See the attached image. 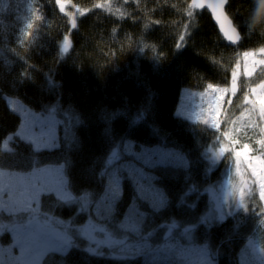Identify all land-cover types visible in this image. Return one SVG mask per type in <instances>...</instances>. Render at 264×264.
<instances>
[{"label": "trees", "instance_id": "obj_1", "mask_svg": "<svg viewBox=\"0 0 264 264\" xmlns=\"http://www.w3.org/2000/svg\"><path fill=\"white\" fill-rule=\"evenodd\" d=\"M191 1L0 0V171L28 174L63 166L72 200L62 202L44 193L39 213L69 223L67 231L75 233L103 199L108 174L119 165L138 163L167 197L158 212L137 201L146 214L142 232L153 230L149 240L158 250L101 255L75 237L79 246L72 242L63 252H49L40 264H162L156 253L163 231L173 223L176 232L185 230L195 244L206 246L218 264H240L246 239L264 233L263 205L257 196L250 200L258 208L250 206L248 211L242 205L222 221L209 218L210 188L215 193L218 184L239 187L241 179L234 175L230 151L217 166L209 161L210 153L225 143L237 150L246 144L250 156L257 157L264 151L256 143L264 136V119L244 116L238 103L226 108L225 121L214 131L176 117L182 90L229 88L236 83L244 54L264 52V0H229L226 14L241 37L237 47L227 45L208 12L196 11ZM65 42L70 46L63 53ZM241 82L243 93L250 96L253 87L264 82V67ZM7 97L41 115L55 112L60 120L58 147L35 150L16 137L21 119ZM226 133L239 143L231 144ZM9 136L14 137L5 150ZM125 146L130 151L125 152ZM154 148L173 155L155 166L138 160L141 151ZM113 151L120 160L109 166ZM120 175L124 194L105 223L109 228L136 198L127 172ZM253 190L256 194V185ZM82 202L89 203L88 213Z\"/></svg>", "mask_w": 264, "mask_h": 264}, {"label": "rangeland", "instance_id": "obj_2", "mask_svg": "<svg viewBox=\"0 0 264 264\" xmlns=\"http://www.w3.org/2000/svg\"><path fill=\"white\" fill-rule=\"evenodd\" d=\"M64 10L62 13H64ZM263 57V51L244 54L243 65L235 77L236 83L229 88L210 86L203 92L182 90L176 117L190 123L200 124L214 131L218 130L225 121L226 108L232 103H238L243 106L242 114L244 116L252 113L255 116L258 114L260 118L264 119L260 111L255 109L253 104L250 103V100L255 98L252 91L250 96L245 95L241 88V81L244 78H249L260 67H264ZM233 88H235L234 91ZM6 101L11 110L17 113L21 119L20 127L15 134L16 137L31 143L35 150H52L58 147L60 120L55 112L41 115L28 109L17 99L7 97ZM214 116L218 119L215 124L213 122ZM255 126L259 127L257 123ZM49 134H51V138ZM13 137L9 136L3 144L5 150L9 149L8 143ZM141 153L144 157L152 159L147 164L149 166L160 165L164 162L160 161L159 154L162 152L159 149L154 148L150 151H141ZM224 154L214 158V153L211 152L209 161L214 166H217ZM254 159L249 156L246 162L241 163L240 171L242 175H237V163L234 160L233 167L236 169L234 175L241 178L239 187H235V183L233 187L224 184L220 187L218 184L215 193L210 188L211 198L213 195L210 220L222 221L225 214H234L242 205L248 211L251 209L250 206L253 207L252 209L258 208L250 200L252 196L260 198L264 212V198L260 194L264 191L261 188V185L264 184V171L257 175L251 170L249 165L254 163ZM138 160L144 164L142 158ZM137 166L138 163L131 165V167ZM250 185H256V194H252L254 186ZM223 186L224 189H222ZM239 192H242L243 195L239 196ZM44 193L53 194L60 201H62L60 197L64 194L72 196L67 189L63 166H47L28 174L0 171V264H40L42 258L49 252H63L73 245L72 242H76V245L79 246L74 239L75 237L82 241V244L85 243L84 248L88 250L89 248H94L96 252L109 256L124 257L144 250V248L135 251L130 249L127 252H122L119 249L107 248V246L101 247L95 241L89 240L82 235V228L78 229L77 233L67 231V229L72 227L69 223L54 221L39 213L40 196ZM143 202L142 206L154 212L163 210L165 206H162L159 210H154L149 206L148 202ZM115 203L111 213L114 212ZM81 204L82 209H86V213H88L89 203L82 202ZM98 210L108 214L106 209L101 206V202H99L91 207V217L85 225L91 221L93 224L108 227L103 217L98 215ZM127 212L128 210L124 215ZM143 221L144 219L141 220V225ZM118 223H114L109 228L117 238L122 235L121 231L116 227ZM175 229L177 228L163 231L162 245L160 251L156 253L157 260H160L162 264H218L210 255L206 246L194 243L192 234L187 233L185 230L176 232ZM152 231L149 229L145 230V234L142 233L147 236L149 245L147 248H154L156 251L158 249L154 247L155 242L149 240V233ZM261 232L249 236L244 242L239 252L240 264H264V233L260 234ZM99 238L97 237V239ZM131 243H136V239H133Z\"/></svg>", "mask_w": 264, "mask_h": 264}, {"label": "snow or ice", "instance_id": "obj_3", "mask_svg": "<svg viewBox=\"0 0 264 264\" xmlns=\"http://www.w3.org/2000/svg\"><path fill=\"white\" fill-rule=\"evenodd\" d=\"M264 8V4H262ZM68 42H65L62 50H68ZM235 88H233V91ZM254 99L250 100V103L253 104L255 109L260 111L261 116H264V82L259 86L253 87L252 89ZM214 124L218 122L217 117H213ZM50 138H51V134ZM226 140L231 144H237L239 141H236L228 133L225 134ZM260 145V148L264 150V136L256 141ZM130 151V146H125V152ZM231 152L234 156V159L237 163V175H242L240 171V166L242 162H246L251 153V147L249 145H241L240 149L237 150L235 147H229L228 143L222 144L219 152L214 153V158L219 157L225 152ZM160 161L163 162L165 159L172 156V153H161ZM144 160V164H149L152 159L150 157L141 156L140 159ZM120 160V155L117 151H113L112 155L108 158L107 165L111 166L116 161ZM249 167L251 170L259 175L261 171H264V151L260 153L254 159V163L250 164ZM121 171L127 172V178L131 180L135 188L136 198H134L129 206L128 212L124 215L123 219L119 221L116 227L121 231L122 235L117 238L112 231L109 230V227H105L99 224H93L91 221L87 225L82 227V235L86 236L89 240L95 241L101 247L107 246L110 249H119L122 252H127L130 249L135 251L138 249H143L149 247L147 236H144L142 233L141 220L145 218V212L140 211L138 204L139 201L148 202L149 206L154 210H159L167 202V197L162 189L156 187L152 182L154 177L148 175L142 168L124 166L112 168L108 174V185L106 187L105 195L101 200V206H103L108 214L98 210V215H101L104 221L107 223L111 217V212L113 209L114 203L121 199L124 194L123 190V177L120 175ZM243 183V181H242ZM261 188L264 189V184L261 185ZM239 190V189H238ZM261 197L264 198V191L261 193ZM61 200H71L72 196L64 194L61 197ZM82 199L87 200L88 196L84 195ZM95 219V217H93ZM176 225L173 223L169 226V230L175 228ZM151 235V233H149ZM97 237H100L97 239ZM133 239H136V243H131ZM90 252H94V248H89ZM103 253H101L102 255Z\"/></svg>", "mask_w": 264, "mask_h": 264}, {"label": "water", "instance_id": "obj_4", "mask_svg": "<svg viewBox=\"0 0 264 264\" xmlns=\"http://www.w3.org/2000/svg\"><path fill=\"white\" fill-rule=\"evenodd\" d=\"M228 2L229 0H192L191 4L196 11H207L211 17L213 25L216 27L224 42L230 47H237L241 41V37L237 29L234 27L232 21L226 14ZM64 8V4H61V13L63 12ZM67 51L62 50L63 53H66Z\"/></svg>", "mask_w": 264, "mask_h": 264}]
</instances>
